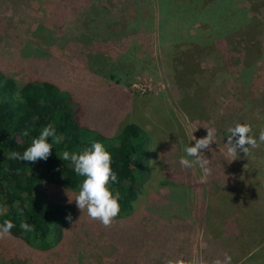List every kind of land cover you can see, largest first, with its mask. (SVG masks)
Segmentation results:
<instances>
[{"label": "rangeland", "instance_id": "1", "mask_svg": "<svg viewBox=\"0 0 264 264\" xmlns=\"http://www.w3.org/2000/svg\"><path fill=\"white\" fill-rule=\"evenodd\" d=\"M137 4L153 22L146 39H128ZM156 19L155 2L146 7L136 0H0V71L16 82L43 78L56 83L78 101L79 122L106 137L135 123L151 138L150 171L129 216L105 228L77 208L76 192L49 185L44 200L73 209L64 237L46 252L0 240V264H165L175 257L211 264L202 256L214 245L200 211L212 206L217 196L234 197L229 203L236 207L234 216L251 215L261 203L255 195L264 188V143L246 156L237 149L233 161L225 155V143L228 128L236 122L251 128L260 123L264 32L263 55L254 64L250 83L244 87L232 76L216 77L211 60L203 56L196 63L206 85L192 99V107L185 108L182 103L190 98L169 79L163 61L178 49L158 45ZM187 31L198 35L204 29L196 22ZM172 64L180 70L181 61ZM207 129L215 130L213 143L201 152L209 159L211 173L201 182L202 169L183 168L179 159L186 156V146L194 145L193 136L204 138ZM227 213L222 211L220 220L227 219ZM175 220L185 224L184 229L179 230ZM132 238L135 241H129ZM129 250L135 257L127 255ZM259 255L244 260L264 264V253Z\"/></svg>", "mask_w": 264, "mask_h": 264}, {"label": "trees", "instance_id": "2", "mask_svg": "<svg viewBox=\"0 0 264 264\" xmlns=\"http://www.w3.org/2000/svg\"><path fill=\"white\" fill-rule=\"evenodd\" d=\"M136 1L144 2L146 7L153 6L155 2V36L158 45L162 50L168 47L178 49L170 58L164 57L163 61L169 79L180 90H185L184 94L190 98L189 102L182 103L185 108L189 105L192 107V99L199 96L202 87L206 85L203 69L196 63L203 56L211 60V70L214 75L217 74L216 77L232 76L233 81L244 87L254 79V64L263 53L260 40L264 32V0ZM256 7L260 8L259 13ZM136 11L137 18L131 22L128 39L139 36L146 39L153 22L143 16L138 4ZM137 20L141 22L137 23ZM196 22L201 23L204 29L202 34L187 31ZM175 59L181 61L180 70H176L172 64ZM60 88L56 83L43 78L16 82L0 71V207L5 209L3 215H0V223L5 219L12 220L15 227L11 230V238L7 239L42 252L62 240L63 230L69 223L66 217L73 214L68 204L44 200L45 187L60 185L78 193L84 179L74 172L70 161L63 160L64 151H81L90 148L93 142H100L111 154V167L118 182L110 183L109 187L114 193L120 194V213L115 220L125 218L132 212L133 203L141 194L150 171L151 138L146 130L135 123H127L118 135L106 137L83 126L78 119L82 112L78 101ZM48 125L62 139L57 144L53 138H49L52 150L46 161L23 162L8 158L10 151L22 153L42 128ZM262 128L264 109L260 123L252 127L250 134L258 138ZM24 131L28 132L27 136L23 135ZM260 173L264 177V167ZM255 196L261 203L248 216H234L232 212L236 207L229 205L234 197L228 200L217 196L212 206L200 211L203 226L214 245L209 253L202 252L203 258L213 261L216 258L223 259L227 254L232 257V264H247L250 258L244 260L245 257L251 254L254 259L260 252L264 253V188L259 189ZM16 205L23 209L22 216L18 215ZM147 210H151V204ZM222 211L228 212L227 219L220 220ZM22 221L34 226L35 231H22ZM175 223L179 230L184 229L185 224L183 226L179 220H175ZM116 232H119L118 229L115 230L117 235ZM134 238L129 241L137 240ZM127 255L135 257L134 250H129Z\"/></svg>", "mask_w": 264, "mask_h": 264}, {"label": "clouds", "instance_id": "3", "mask_svg": "<svg viewBox=\"0 0 264 264\" xmlns=\"http://www.w3.org/2000/svg\"><path fill=\"white\" fill-rule=\"evenodd\" d=\"M251 132L252 128L247 123L236 122L229 127V135L227 136V143H225L226 157L231 158L233 161L238 157L237 149L246 156L250 149L258 148L260 144L264 143V128L259 131L258 139L250 135ZM23 135L27 136L28 132L24 131ZM214 135V129H207L206 137L196 139L193 136L194 145L186 146L184 148L186 156H182L179 159V164L183 168L198 166L202 169L204 175L201 182H204V178L211 173V169L208 167L209 159L202 155L201 150L208 149L209 145L213 143ZM49 138H53L57 144L62 139L56 135V130L51 125L42 128L40 134L32 139L31 145L22 153L10 151L8 158L23 162L46 161L52 150ZM62 158L65 161H70L74 172L84 178L79 185L78 193H74L73 200L77 208L81 212H86L91 220L99 222L105 228L111 227L120 213V194L118 192L114 193L109 187L110 183L118 182L117 176L111 167V154L102 143L93 142L90 148H85L81 151H64ZM16 207L18 215L22 216L23 209H19L18 205ZM4 211L5 209L0 207V215H3ZM66 219L70 221L71 217L68 216ZM14 227L12 220H3L0 223V240L11 238V230ZM20 228L24 232L35 231L34 226L29 225L26 221L21 222ZM165 264H207V262L175 257L167 259ZM211 264H232V257L225 254L223 259L216 258Z\"/></svg>", "mask_w": 264, "mask_h": 264}]
</instances>
